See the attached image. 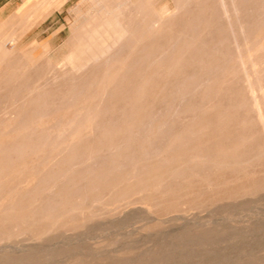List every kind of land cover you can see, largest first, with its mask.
<instances>
[{
	"label": "rangeland",
	"instance_id": "374dc122",
	"mask_svg": "<svg viewBox=\"0 0 264 264\" xmlns=\"http://www.w3.org/2000/svg\"><path fill=\"white\" fill-rule=\"evenodd\" d=\"M145 1L130 22L140 38L76 70L64 58L92 0H0V264H264L263 130L218 0ZM240 9L262 44L249 72L264 89V0ZM207 37L217 51L195 62ZM185 74L208 80L174 90ZM179 132L188 137L172 144ZM197 151L224 157L170 174L172 164L155 163Z\"/></svg>",
	"mask_w": 264,
	"mask_h": 264
},
{
	"label": "bare ground",
	"instance_id": "6f19581e",
	"mask_svg": "<svg viewBox=\"0 0 264 264\" xmlns=\"http://www.w3.org/2000/svg\"><path fill=\"white\" fill-rule=\"evenodd\" d=\"M134 1V0H133ZM132 1V2H133ZM148 1V0H147ZM176 0H174V2H175ZM181 1V0H180ZM184 1V0H183ZM92 2H93V5H92V14L90 15V16H88L87 18H86V20H85V22H84V24L82 25V26H80L79 27V29H78V31H77V33L75 34V36H74V44H73V46H72V49L68 52V54L65 56V58H64V56L62 57V58H64V62H66L67 64H68V66L70 65V67H73V68H75L76 70L77 69H79V68H82V67H84V66H86V65H90V64H92V63H94L95 61H98V60H100V58H103V57H105V59L106 58H108L109 56H111L114 52L116 53L117 51H118V49L120 50L121 49V47H124V46H127V45H130L131 44V40L132 41H134V40H136V39H139L140 38V36H137V35H135V31L137 30V27L136 26H133V25H130L131 23V17L133 16V15H140V17L142 18V16H144V15H146V12L147 11H149L148 10V5L146 4V1L144 0V1H138V2H136V3H129L128 1H115V0H92ZM135 2V1H134ZM249 2H251V0H247V1H244V0H218V3H219V5H220V8H221V13H222V15H224V17H225V20H226V25L224 26L223 24H222V26H224L225 28L224 29H227V31H229L230 32V34L232 35V38H233V41H234V45H235V47H236V49H237V51H238V57H239V59L238 60H240L239 61V63L242 65V69H243V71H244V83H245V85L248 87V89H249V91H250V96H251V100H250V105L251 106H253L254 107V111H256L255 113H256V115L258 116L257 118L259 119V121H260V124L262 125V130H263V139H264V89L262 88V85H261V82H260V80H259V78L258 77H255L254 76V74L252 75V74H250V72H249V69H250V67H253L254 66V63H255V61L257 60L256 58H254V57H256L257 55H256V53H254L261 45H259V46H257L256 45V41H255V39H253L250 35H246V32H244L245 30H246V26H244V24H248L249 22H250V20L247 18V17H244V12L242 11V9H240V7L242 6V4H247V3H249ZM258 2V1H257ZM182 3V2H181ZM194 3V2H193ZM192 3V4H193ZM198 4V3H197ZM204 4V3H203ZM192 6H196V4H193ZM247 6V5H246ZM256 9V8H255ZM156 10H159V8L157 9L156 8ZM176 10V9H175ZM155 11V10H154ZM156 12V11H155ZM174 12V11H173ZM159 13H161V14H164V15H166V14H169V13H172V12H167L166 11V9L165 8H162L160 11H159ZM259 14V13H258ZM153 15H155L156 16V14L155 13H153ZM188 16V15H187ZM139 17V18H140ZM252 17V16H251ZM156 18H158V17H156ZM141 20V19H140ZM158 20H159V18H158ZM142 21V20H141ZM149 22L150 21H152V20H148ZM156 21V20H155ZM154 20L151 22L152 24L155 22ZM169 21V20H168ZM149 22H146V23H149ZM143 23V22H142ZM150 23V24H151ZM221 24V23H220ZM145 25V24H144ZM149 26V25H148ZM153 27H154V24L152 25ZM257 26V25H256ZM259 26V25H258ZM207 27V26H206ZM144 28H145V26H144ZM148 28H150V26L148 27ZM147 28V29H148ZM152 28V27H151ZM264 28V27H263ZM146 29V28H145ZM212 30V29H211ZM250 30V29H249ZM211 33V32H210ZM220 33V32H219ZM214 37V36H213ZM240 37L242 38L241 40H242V44L244 45V47L247 49L246 50V56L243 58V52H242V50H240V47H241V41H240ZM208 38V37H207ZM217 38V37H216ZM258 38V37H257ZM264 38V36L262 37V39ZM215 39V38H214ZM264 40V39H263ZM211 41H213L212 40V38L210 37V38H208V39H206L205 41L202 39V41H201V45L203 44V46H200V47H197V49H194V51H193V55L191 56V59L193 58V60H195V62H199V63H201V61H203L204 59V57L205 56H207V54H212V53H215L216 51H217V47H218V45H219V40H217V42L215 43V44H213V45H211L210 47H208L207 46V43H210ZM174 46V45H173ZM174 49V48H173ZM259 49H262V48H259ZM152 50V49H151ZM188 51V50H187ZM236 51V52H237ZM108 56V57H107ZM254 56V57H253ZM149 57H150V61H152V62H155V61H164L163 59H162V52H151L150 54H149ZM261 57V56H260ZM259 58V57H258ZM106 61V60H105ZM60 63V62H59ZM256 64H257V62H256ZM264 64V63H263ZM62 65V64H61ZM259 65V64H258ZM105 66V65H104ZM63 67V66H62ZM106 67V66H105ZM122 67H123V65H122ZM132 67H133V65H130L129 66V68L128 69H132ZM173 66L172 65H167V72H171L172 70H173V68H172ZM189 67V66H188ZM255 67H260V66H255ZM264 67V66H263ZM61 68V67H60ZM59 68V69H60ZM121 68V67H120ZM124 68V67H123ZM180 68V66H178L176 69H175V71L176 70H178ZM133 69L134 70H138V68L137 67H133ZM260 69V68H259ZM258 69V70H259ZM69 70V69H68ZM76 70H75V72H76ZM98 70V69H97ZM254 70H255V68H254ZM253 70V71H254ZM258 70H256L257 71V73H256V75L258 76V73H260V78H261V71L260 72H258ZM73 71H74V69H73ZM198 73H199V71H198ZM253 73H255V72H253ZM137 75V74H136ZM216 75V74H215ZM109 76V75H108ZM180 76V75H179ZM202 77V76H201ZM111 79V81H112V79H113V77L112 78H110ZM135 79L139 82V83H143V81H144V77H142L141 78V76L140 75H137V76H135ZM264 79V78H263ZM262 79V80H263ZM208 79H205L204 81L206 82ZM204 81H202V80H200V78L199 79H197L196 77H192L191 75H188V74H185V75H182V78L180 79V81H179V84L178 85H176L175 87H174V90H178V92L180 91L181 93H184V92H186V91H189V89H191L192 88V86L194 85V84H196V82H198V83H201V82H204ZM264 81V80H263ZM74 83V82H73ZM108 83H109V81H108ZM228 83V82H227ZM70 85V84H69ZM106 85V84H105ZM104 85V86H105ZM192 85V86H191ZM148 86V85H147ZM162 87H164V85L162 86ZM89 88V87H88ZM104 88V87H103ZM228 88H230L229 86H228ZM75 89V88H74ZM81 89V88H80ZM195 92V91H194ZM197 92V91H196ZM214 92V91H213ZM103 93V92H102ZM101 93V94H102ZM198 93V92H197ZM248 93V92H247ZM170 96V95H169ZM206 97V96H205ZM79 99V98H78ZM171 99V98H170ZM216 99V98H215ZM122 101V100H121ZM140 101V100H139ZM98 104V103H97ZM163 105V104H162ZM164 106V105H163ZM165 107V106H164ZM206 107V106H205ZM150 110V109H149ZM170 110V109H169ZM196 110V109H195ZM241 111V110H240ZM256 115H255V117H256ZM133 116V115H132ZM173 116V115H172ZM169 117H171V116H169ZM176 118V117H175ZM257 119V120H258ZM166 120V119H165ZM164 120V121H165ZM182 120V119H181ZM186 121V120H185ZM168 122V121H167ZM166 122V123H167ZM182 122V121H181ZM226 124V123H225ZM132 125V124H131ZM185 125V124H184ZM191 125V124H190ZM202 124L200 123L199 124V126H201ZM260 125V126H261ZM192 126V125H191ZM190 126V127H191ZM160 129L161 128H166V124L165 123H163V124H160L159 126H158ZM187 127V126H186ZM130 128V127H129ZM156 130V129H155ZM148 132H150V131H148ZM191 132V131H190ZM193 132V131H192ZM135 134V133H134ZM192 134V133H191ZM30 135V134H29ZM34 136V135H33ZM147 136V135H146ZM35 137V136H34ZM186 137H188V133L187 134H185V133H183V132H179V133H177V134H175V136L172 138V144H175V143H177V142H179V140H182V139H186ZM108 138V137H107ZM125 138H127V137H125ZM165 138V137H164ZM205 139V138H204ZM103 140V139H102ZM115 140V139H114ZM168 140V139H167ZM251 140H252V138H251ZM100 141V140H99ZM107 141V140H106ZM113 141V140H112ZM117 141V140H116ZM146 141H148V140H146ZM255 141V140H254ZM21 142V141H20ZM98 142V141H97ZM111 141H107V143L109 144ZM163 142V141H162ZM107 143H103V146H104V144H107ZM161 143V142H160ZM168 143H170V141L168 142ZM167 143V144H168ZM23 144V143H22ZM68 144V143H67ZM113 144H114V141H113ZM118 144V143H117ZM119 144H121V143H119ZM118 144V145H119ZM148 144V143H147ZM162 144V143H161ZM243 145L244 144V141H241L240 143H236V144H234V145H236V146H239V145ZM259 144H260V142H259ZM15 145V144H14ZM111 145V144H110ZM115 145V144H114ZM122 145V144H121ZM218 145V144H217ZM217 145H215V147H219V145L217 146ZM223 145H225V144H223ZM261 145V144H260ZM19 146V145H18ZM27 146V145H26ZM25 145L23 146V147H26ZM67 146V145H66ZM109 146V145H108ZM117 146V145H116ZM20 147V146H19ZM18 147V148H19ZM22 147V148H23ZM104 147H106V145L104 146ZM110 147V146H109ZM113 147V146H112ZM159 147V146H158ZM150 148V147H149ZM166 148V147H165ZM15 149V148H14ZM13 149V150H14ZM20 149H21V147H20ZM20 149H18V150H20ZM65 149V148H64ZM90 150H91V148H89ZM107 149H109V148H107ZM154 149V148H153ZM191 149V148H190ZM61 150V149H60ZM93 150V149H92ZM152 150V149H151ZM150 150V151H151ZM156 150H158L157 148H155L154 149V151H156ZM162 150V149H161ZM24 151V150H23ZM143 151V153H144V150H142ZM164 151V150H163ZM62 152V151H61ZM157 152V151H156ZM158 152H162V151H158ZM165 152V151H164ZM163 152V153H164ZM15 153V152H14ZM18 153V152H17ZM60 153V152H59ZM67 153H69V152H67ZM93 153V152H92ZM143 153H139V154H142L143 155ZM147 153V152H146ZM178 152H176V153H174V154H167V153H164V154H161L159 157H157L156 158V160H155V163H157V164H160V163H164V164H168V165H170V164H172V165H170V167L168 168V170L166 171V173H175L178 169H180L181 167H184V161H188V160H192L193 161V163H194V161H196L195 163H201V164H203V163H205V162H209V160L210 159H214V162H216V163H220L221 161H222V158L224 157L223 155L221 156V158H219V156H217V155H207L206 153H204V152H201V151H197V152H192V153H189V154H187V153H185L183 156L184 157H182L181 155H182V153H178ZM89 154H90V152L88 153V157H89ZM180 154V155H179ZM209 154V153H208ZM18 155V154H17ZM69 155V154H68ZM92 156H93V154H91ZM119 155V154H118ZM91 156V157H92ZM96 156H99V155H95V158H96ZM145 156H148V155H145ZM144 156V157H145ZM156 156H157V154H156ZM80 157V156H79ZM133 157V156H132ZM131 157V158H132ZM6 158V157H5ZM81 158V157H80ZM147 158V157H146ZM187 158V159H186ZM3 159H4V157H3ZM2 159V160H3ZM7 159V158H6ZM85 159V158H84ZM148 159H150V158H148ZM147 159V160H148ZM8 160H10V158L8 159ZM68 160V159H67ZM81 160V159H80ZM79 160V161H80ZM93 160V159H92ZM95 160V159H94ZM121 160H123V159H121ZM224 160V159H223ZM233 160V159H232ZM4 161V160H3ZM6 161V160H5ZM79 161H77V162H79ZM98 161V160H97ZM120 161V160H119ZM242 161V160H241ZM0 162H2L1 160H0ZM77 162H75V163H77ZM80 162H82V161H80ZM213 162V163H214ZM2 163H4V162H2ZM47 163V162H46ZM69 162H67V164H68ZM92 163V162H91ZM117 163H119V162H117ZM116 163V164H117ZM245 163V162H244ZM249 163V162H248ZM59 164V163H58ZM66 163H65V165H67ZM71 164V163H70ZM97 164V163H96ZM141 164V163H140ZM233 164V163H232ZM255 164V163H254ZM48 165V164H47ZM64 165V166H65ZM146 165L147 164H142V166L141 167H145V168H147L146 167ZM186 165V164H185ZM61 166H62V164H61ZM68 166V165H67ZM77 166V165H76ZM97 166V165H96ZM112 166V165H111ZM111 166H109V167H111ZM120 166H121V164H120ZM204 166V165H203ZM44 167H45V165H44ZM66 167V166H65ZM71 167V166H70ZM94 167V166H93ZM124 167V166H123ZM134 168H135V166H133ZM148 167H150V166H148ZM191 167H194V166H192L191 165ZM216 167V166H215ZM91 168H92V166H91ZM134 168H132V169H134ZM155 168V167H154ZM157 168V167H156ZM2 169V168H1ZM43 169V168H42ZM51 169H53V168H51ZM50 169V170H51ZM62 169H64V167L62 168ZM62 169H60V170H62ZM66 169V168H65ZM68 169V168H67ZM70 169V168H69ZM95 169L96 168H94V171H95ZM98 169V168H97ZM120 169H122V167L120 168ZM100 170V169H99ZM99 170H97L98 172H99ZM111 170V169H110ZM143 170H146V169H144L143 168ZM154 170V169H153ZM164 170V169H163ZM55 171V170H54ZM82 171V170H81ZM94 171H93V173H94ZM107 171V173L109 174V170H106ZM112 171V170H111ZM119 172H121V170H118ZM131 171H133V170H131ZM134 171H135V169H134ZM147 171V170H146ZM61 172H63V171H61ZM66 173H67V171H65ZM69 172V171H68ZM85 172V171H84ZM87 172L89 173V171L87 170ZM92 172V171H91ZM96 172V171H95ZM102 172V171H101ZM104 172V171H103ZM138 172V174H139V171H137ZM150 172V171H149ZM196 172H198V171H196ZM81 173V172H80ZM100 173V172H99ZM132 173H134V172H132ZM245 173V172H244ZM49 174V173H48ZM53 174V173H52ZM79 174V173H78ZM82 174V173H81ZM86 174V173H85ZM101 174V173H100ZM135 174H136V172H135ZM146 174V173H145ZM197 174V173H196ZM213 174V173H212ZM243 174V173H242ZM72 175V174H71ZM84 175V174H83ZM87 175H89V174H87ZM95 175V174H94ZM102 175V174H101ZM103 175H104V173H103ZM113 175L114 174H112L111 176L113 177ZM163 175V174H162ZM62 176H63V174H62ZM72 177V176H70V174H67V177ZM105 176V175H104ZM109 176H110V174H109ZM115 176V175H114ZM132 176V175H131ZM136 176V175H135ZM138 176V175H137ZM140 176V175H139ZM138 176V177H139ZM200 176V175H199ZM55 177V176H54ZM53 177V178H54ZM59 177H61V175L59 176ZM94 177V176H93ZM108 177V176H107ZM130 177V176H129ZM129 177H127V178H129ZM137 177V178H138ZM153 176H151V177H148V178H152ZM47 178V177H46ZM49 178V177H48ZM48 178H47V180H48ZM58 178V177H57ZM87 178V177H86ZM86 178H84L85 180H86ZM132 178H134V177H132ZM63 179V178H62ZM82 180H81V183H83L85 180H83V178H81ZM92 179V178H91ZM94 179H96V176H95V178ZM98 179V178H97ZM101 179H103V178H101ZM111 180H112V178H110ZM49 180H52V178H50ZM67 180H68V178H67ZM71 180V179H70ZM70 180H68V181H70ZM77 180V179H76ZM107 180H109V177H108V179ZM107 180H105L106 182H107ZM111 180H109V181H111ZM127 180V179H126ZM125 180V181H126ZM130 180V179H129ZM135 181H136V179H134ZM133 180V181H134ZM137 180H139V179H137ZM145 180H147V178L145 179ZM181 180V179H180ZM46 181V180H45ZM83 181V182H82ZM91 181V180H90ZM92 181H93V179H92ZM121 181V180H120ZM128 181V180H127ZM131 181V180H130ZM134 181V182H135ZM141 181V180H140ZM144 181V180H143ZM143 181H141V182H143ZM54 182V181H53ZM94 182V181H93ZM97 182V181H96ZM145 182V181H144ZM190 182H192V181H190ZM68 183V182H67ZM86 183V182H85ZM130 183V182H129ZM136 183V182H135ZM134 183V187L136 186V184H138V182L135 184ZM177 183H179V181H177ZM65 184H66V181H65ZM77 184H79V182H76V187L78 186ZM87 184V183H86ZM125 184V183H124ZM124 184H122V185H124ZM142 184H145V183H142ZM190 184V183H189ZM44 185V184H43ZM79 185H81V184H79ZM94 185V184H93ZM92 185V186H93ZM126 185V184H125ZM128 185V184H127ZM126 185V186H127ZM159 185V184H158ZM162 185V184H161ZM67 186V185H66ZM72 186H73V184H72ZM131 186V185H130ZM150 186V185H149ZM165 186V185H164ZM169 186H171V184L169 185ZM44 187H46V186H44ZM74 187V186H73ZM83 187H86V186H82V189H83ZM89 187V186H88ZM132 187V186H131ZM139 187V186H138ZM41 188V187H40ZM79 189L78 190H81L80 189V187H78ZM94 188V187H93ZM93 188H91V189H93ZM156 188H157V186H156ZM158 188H159V186H158ZM161 188V187H160ZM159 188V189H160ZM167 187H165V189H166ZM39 189V188H38ZM37 189V190H38ZM46 189V188H45ZM60 189H61V187H60ZM122 189V188H121ZM168 189V188H167ZM34 190V189H33ZM42 190V189H41ZM47 190V189H46ZM54 190V189H53ZM73 190V189H72ZM76 191V189H75V191L76 192H80V191ZM125 190V189H124ZM45 191V190H44ZM48 191H50L49 189H48ZM66 191H67V189H66ZM74 191V190H73ZM82 191H85V190H82ZM88 191H92V190H88ZM87 191V192H88ZM140 191V190H139ZM156 191V190H155ZM35 192V191H34ZM33 192V193H34ZM40 192H42V191H40ZM65 192V191H64ZM69 192H72V191H69V189H68V194H69V196L71 195V193H69ZM86 192V193H87ZM135 192V191H134ZM161 192V191H160ZM24 193V192H23ZM50 193V192H49ZM48 193V194H49ZM62 193V192H61ZM67 193V192H66ZM85 193V195H87ZM76 195H77V193H75ZM84 194V193H83ZM32 195H34L35 196V194H32ZM32 195L30 196V197H32ZM40 195H43V192H42V194H40ZM45 195V194H44ZM50 195H54L53 193H50L48 196H50ZM61 195V194H60ZM67 195V194H66ZM80 194L78 193V196H79ZM102 194H100V196H101ZM39 196V195H38ZM48 196H46L45 198H48ZM68 196V195H67ZM57 197V196H56ZM63 197V196H62ZM65 197V196H64ZM72 197V196H71ZM70 197V198H71ZM80 198H81V196H79ZM60 198V197H59ZM66 198H68V197H66ZM80 198L78 199V200H80ZM85 198V197H84ZM33 199V198H32ZM31 199V200H32ZM35 199V198H34ZM42 199V198H41ZM61 199V198H60ZM62 199H64V198H62ZM13 200H14V198H13ZM44 200V199H43ZM73 200V199H72ZM77 199H75V202H74V204L77 202L76 201ZM26 201V200H25ZM32 201H34V200H32ZM45 201H46V199H45ZM58 201V200H57ZM9 202H10V200H9ZM36 202V201H35ZM34 202V203H35ZM44 202V201H43ZM83 202H86V199H85V201H83ZM11 203V202H10ZM29 203H30V201H29ZM33 203V204H34ZM49 203V202H48ZM60 203V202H59ZM68 203V202H67ZM67 203L65 202V204L67 205ZM4 204H6V203H4ZM3 204V205H4ZM22 204H24V203H22ZM27 204V203H26ZM25 204V205H26ZM38 204V203H37ZM36 204V205H37ZM52 204H53V201H52ZM63 204V203H62ZM64 204V205H65ZM84 204V203H83ZM8 204H6V206H7ZM18 205H20V204H18ZM17 205V206H18ZM28 205V204H27ZM47 205V204H46ZM63 205V206H64ZM64 206V207H67V206ZM14 205L12 204V207H13ZM33 206V205H32ZM69 206H70V203H69ZM4 207H5V205H4ZM24 206L22 205V208H23ZM29 207H31V206H29ZM28 207V208H29ZM63 207V208H64ZM76 207V206H75ZM21 208V209H22ZM32 208V207H31ZM69 208V207H68ZM59 209V208H58ZM32 210V209H31ZM60 210H62V209H60ZM9 211V210H8ZM24 211V210H23ZM26 211H27V208H26ZM50 211V210H49ZM35 212V211H34ZM2 213V212H1ZM1 213H0V217H1ZM4 213V212H3ZM53 214H54V212H52ZM61 213V212H60ZM4 215H6V214H4ZM8 216H6V217H9V215H10V213L9 214H7ZM15 215H17L16 213H15ZM19 215V214H18ZM51 216V215H50ZM49 216V217H50ZM48 217V216H47ZM59 217V216H58ZM57 217V218H58ZM63 217V216H62ZM6 220V219H5ZM51 220V219H50ZM54 220V219H53ZM52 220V221H53ZM57 220H59V219H57ZM0 221H3V220H1L0 219ZM42 222H43V220H42ZM56 222V221H55ZM54 222V223H55ZM59 222V221H58ZM22 223V222H21ZM20 223V224H21ZM48 223V222H47ZM44 225H42V227H43ZM47 226V225H46ZM45 226V227H46ZM42 227H40V228H42ZM49 227H50V225H49ZM43 229V228H42ZM1 232V231H0Z\"/></svg>",
	"mask_w": 264,
	"mask_h": 264
}]
</instances>
